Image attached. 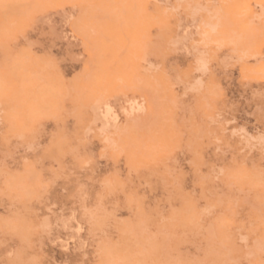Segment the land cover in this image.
Returning <instances> with one entry per match:
<instances>
[{
  "label": "rangeland",
  "instance_id": "obj_1",
  "mask_svg": "<svg viewBox=\"0 0 264 264\" xmlns=\"http://www.w3.org/2000/svg\"><path fill=\"white\" fill-rule=\"evenodd\" d=\"M0 264H264V0H0Z\"/></svg>",
  "mask_w": 264,
  "mask_h": 264
},
{
  "label": "bare ground",
  "instance_id": "obj_2",
  "mask_svg": "<svg viewBox=\"0 0 264 264\" xmlns=\"http://www.w3.org/2000/svg\"><path fill=\"white\" fill-rule=\"evenodd\" d=\"M244 8V7H243ZM247 8V7H246ZM248 9V8H247ZM240 11H242V10H240ZM248 13H249V11H248ZM236 16V15H235ZM149 17V16H148ZM236 17H238V16H236ZM150 18H152V17H150ZM147 20V19H146ZM152 21V20H151ZM153 22V21H152ZM163 43V42H162ZM140 45V44H139ZM137 50V49H136ZM135 56V55H134ZM209 81V80H208ZM104 98V97H103ZM106 107V106H105ZM144 107V106H143ZM130 108H131V106H130ZM125 109V108H124ZM132 114V113H131ZM115 118V117H114ZM109 124V123H108ZM178 210V209H177ZM169 215V214H168ZM140 230V229H139ZM129 231V230H128ZM127 234V233H126ZM233 254V253H232Z\"/></svg>",
  "mask_w": 264,
  "mask_h": 264
}]
</instances>
